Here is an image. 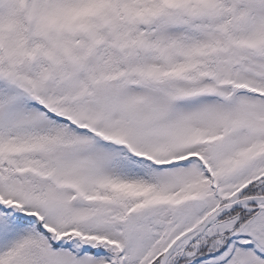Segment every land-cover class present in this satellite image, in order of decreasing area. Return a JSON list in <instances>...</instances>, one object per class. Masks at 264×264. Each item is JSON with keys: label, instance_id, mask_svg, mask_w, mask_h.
Returning <instances> with one entry per match:
<instances>
[{"label": "snow or ice", "instance_id": "obj_1", "mask_svg": "<svg viewBox=\"0 0 264 264\" xmlns=\"http://www.w3.org/2000/svg\"><path fill=\"white\" fill-rule=\"evenodd\" d=\"M0 264H264V0H0Z\"/></svg>", "mask_w": 264, "mask_h": 264}]
</instances>
